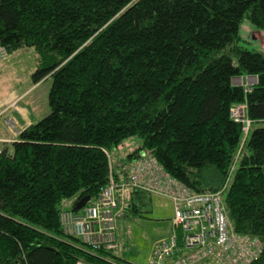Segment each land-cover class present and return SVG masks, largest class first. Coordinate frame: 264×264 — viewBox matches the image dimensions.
Masks as SVG:
<instances>
[{"label":"trees","instance_id":"1","mask_svg":"<svg viewBox=\"0 0 264 264\" xmlns=\"http://www.w3.org/2000/svg\"><path fill=\"white\" fill-rule=\"evenodd\" d=\"M244 19L264 30V0H0V45L33 48L34 84L51 79L49 113L0 141V264H123L59 215L142 156L194 192L224 188L232 231L262 244L248 264H264V52L240 44ZM148 196L129 190L127 209Z\"/></svg>","mask_w":264,"mask_h":264},{"label":"built area","instance_id":"2","mask_svg":"<svg viewBox=\"0 0 264 264\" xmlns=\"http://www.w3.org/2000/svg\"><path fill=\"white\" fill-rule=\"evenodd\" d=\"M6 56L0 45V61ZM249 79L253 81L249 83ZM236 80L238 84L243 82ZM255 82L256 78H247L246 87ZM231 117L247 131L245 104L233 106ZM8 124L14 126L15 122L11 120ZM223 189L194 192L169 176L155 159L142 156L128 164L120 181L115 180L109 167V182L98 197L78 212L63 209L60 225L64 235L78 238L91 252L116 250L117 221L127 205L125 193L141 190L167 198L173 212L171 234L154 246L148 264H248L261 253L262 244L258 238L232 231L223 203ZM72 264L85 263L76 260Z\"/></svg>","mask_w":264,"mask_h":264},{"label":"rangeland","instance_id":"3","mask_svg":"<svg viewBox=\"0 0 264 264\" xmlns=\"http://www.w3.org/2000/svg\"><path fill=\"white\" fill-rule=\"evenodd\" d=\"M239 34L240 44L251 50L264 52V30L254 28L244 19ZM37 66L38 55L31 47H22L8 53L0 61V137H16V123L14 126L8 124L11 120L15 121V117L22 121V114H25L27 119L36 123L49 113L51 79H42L34 84L33 74ZM236 81L234 80L235 83ZM252 81L249 79V83ZM138 143L137 138L127 139L121 150L112 151V164L125 162L127 155ZM128 192L125 193L127 199ZM68 201L71 204L73 199ZM138 210L135 214L126 207L117 221L118 248L112 253L123 264H148L154 246L171 234L173 212L167 198L150 194L138 205Z\"/></svg>","mask_w":264,"mask_h":264},{"label":"crops","instance_id":"4","mask_svg":"<svg viewBox=\"0 0 264 264\" xmlns=\"http://www.w3.org/2000/svg\"><path fill=\"white\" fill-rule=\"evenodd\" d=\"M16 110H18V109H16ZM21 113H23L22 109H21ZM22 116H23V120L22 121H20L16 117L14 118L15 119L14 122L16 123V126H17V129H16L17 131L25 128L29 124L35 123V122H32L33 120H31V119H27V115L22 114ZM17 134L18 133L16 132V135ZM15 138L16 137H14V138H11V137H0V141H12V140H15ZM64 207L65 208H72L73 207V201L71 202V204H70L69 201H66V203L64 204ZM171 218H172V216H171Z\"/></svg>","mask_w":264,"mask_h":264},{"label":"water","instance_id":"5","mask_svg":"<svg viewBox=\"0 0 264 264\" xmlns=\"http://www.w3.org/2000/svg\"><path fill=\"white\" fill-rule=\"evenodd\" d=\"M90 200V196L89 195H85L82 198H80V200H78L75 205L72 208V211L74 212H78L80 211L85 205L86 203Z\"/></svg>","mask_w":264,"mask_h":264}]
</instances>
